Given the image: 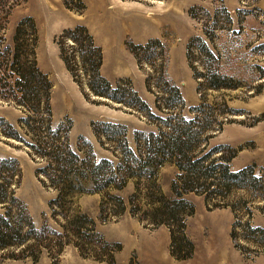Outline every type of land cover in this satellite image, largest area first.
<instances>
[{
  "label": "trees",
  "instance_id": "1",
  "mask_svg": "<svg viewBox=\"0 0 264 264\" xmlns=\"http://www.w3.org/2000/svg\"><path fill=\"white\" fill-rule=\"evenodd\" d=\"M79 1L77 12H82L86 5ZM25 2L0 0V101L22 114L16 123L0 118V139L26 150L40 164L36 171L39 180L57 192L50 208L58 227L47 217L41 226L35 222L17 194L24 178L20 161L0 158V259L37 262L45 254L59 259L73 245L84 256L113 264L114 253L121 246L108 242L98 232L97 222L76 205V196L83 193L101 195L103 222L130 212L146 225L167 227L171 254L178 260H189L196 252L187 234V220L195 213L187 196L195 194L203 197L209 210L231 209L235 216L231 238L242 254L264 253V227L253 222L256 211L264 213V168L254 163L235 170L232 162L242 147L213 145L230 114L239 112L230 109L225 100L215 105L208 100L209 89L221 92L240 86L236 77L223 72V57L216 45L219 30L237 34L232 30L235 16L224 0L214 10L202 6L189 10L203 32L187 46L202 97L197 106H189L169 78V49L159 38L145 44L128 43L139 67L153 68L147 71L146 86L156 96V108L142 98L131 79L113 83L102 74L104 52L86 26L65 29L57 38L61 58L88 100L145 117L150 126L144 130L123 122L94 121L97 141L113 154L102 158L95 144L82 135L73 144L70 118L55 122L54 85L37 57V24L30 16L13 20L15 10ZM167 163L178 170L171 195L157 178L158 169ZM131 183L133 192L128 199L117 194Z\"/></svg>",
  "mask_w": 264,
  "mask_h": 264
},
{
  "label": "rangeland",
  "instance_id": "2",
  "mask_svg": "<svg viewBox=\"0 0 264 264\" xmlns=\"http://www.w3.org/2000/svg\"><path fill=\"white\" fill-rule=\"evenodd\" d=\"M81 1L86 9L77 12L81 4L79 0H27L15 10L13 20L17 22L30 16L37 24V57L41 69L54 85L52 106L55 122L70 118L74 123L71 139L75 146L82 135L95 144L98 157H111L113 154L100 146L93 133L94 121L123 122L144 130L150 126L145 117L115 106L98 104L85 97L60 55L57 38L64 27L75 23L81 16L89 22L90 27L87 28L102 49L108 46L114 50L126 48L130 52L131 69L123 61L111 58L110 67L101 72L113 83L120 78L131 79L135 89L152 108H156V96L148 90L146 77L148 69L151 71L153 68L141 69L128 43L145 44L144 41L152 38L161 39L169 49V78L180 88L187 104L197 106L202 97L198 91L199 82L189 65L187 46L194 36L203 35V32L189 10L193 6L214 10L220 0ZM224 3L235 16L236 24L232 30L237 34L219 30L216 45L223 57V72L236 77L240 86L221 92L209 89L208 100L214 105L225 100L230 109L239 112L230 114V121L213 140V145L242 147L232 162L235 170L254 163L261 169L264 168V0H224ZM238 10L242 11L240 15ZM73 44L70 42L69 45ZM115 65L121 71H115ZM21 115L18 109L0 101V118L6 117L16 123ZM5 157H15L21 163L24 178L17 194L35 222L41 226L47 217L54 227H58L51 218L50 208L57 192L46 188L39 180L36 171L40 164L26 150L0 139V158ZM177 171L169 163L158 169L157 178L168 195L172 194V182ZM132 192L131 183L117 194L128 199ZM101 198L98 193H83L76 196V205L97 222L98 232L108 242L121 246L114 253L113 264H209L215 260L232 264H264V253L246 256L235 248L231 238L235 216L231 209L209 210L203 197L187 196L195 206V213L187 220V234L196 246V252L189 260H178L172 256L170 231L165 226L146 225L130 212L103 222L100 218ZM253 222L264 227V213L256 211ZM0 264H111V261L84 256L76 247L68 245L59 259L46 254L37 262L31 258L4 257Z\"/></svg>",
  "mask_w": 264,
  "mask_h": 264
},
{
  "label": "crops",
  "instance_id": "3",
  "mask_svg": "<svg viewBox=\"0 0 264 264\" xmlns=\"http://www.w3.org/2000/svg\"><path fill=\"white\" fill-rule=\"evenodd\" d=\"M80 18L75 23L70 24V25L68 24L64 28L65 29L75 28L78 25L90 27L89 22L87 21L86 18H83L81 16H80ZM65 29H63V30H65ZM145 42H147V40L144 41V43ZM103 51H104L105 59H104V65L102 67V71H104L106 68H109L110 67V59L111 58H114L117 62L123 61L124 64H126V66H127L128 69H131L132 68L131 67V63H130V60H128L129 59V53L130 52L126 48L120 47V48H117L116 50H114V49H112V48H110L108 46V47H103ZM113 68L115 69V71H121V69L117 65H115ZM209 264H232V263L227 262V261H223V260H219V261L218 260H215V261H210ZM239 264H243V263L242 262H239Z\"/></svg>",
  "mask_w": 264,
  "mask_h": 264
}]
</instances>
